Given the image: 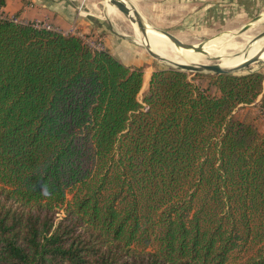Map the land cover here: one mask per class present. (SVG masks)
I'll return each instance as SVG.
<instances>
[{
  "label": "trees",
  "instance_id": "obj_1",
  "mask_svg": "<svg viewBox=\"0 0 264 264\" xmlns=\"http://www.w3.org/2000/svg\"><path fill=\"white\" fill-rule=\"evenodd\" d=\"M263 79L158 68L142 104L141 67L0 17V264H264V134L232 114Z\"/></svg>",
  "mask_w": 264,
  "mask_h": 264
},
{
  "label": "rangeland",
  "instance_id": "obj_2",
  "mask_svg": "<svg viewBox=\"0 0 264 264\" xmlns=\"http://www.w3.org/2000/svg\"><path fill=\"white\" fill-rule=\"evenodd\" d=\"M232 1L233 2L225 1L223 8L221 10H218V14L215 17L209 19L208 21L205 20V13L203 11L199 13L198 21L194 22V20L191 23H189V18L182 19L181 21L173 19L172 21H170L168 18L167 20H164L163 18V20L160 21V17H155V21H159L155 23H151L147 18H145V20L152 26L158 28L159 30L170 32V34L173 33L172 35L176 37V39L179 40L180 43L181 41H183L186 44L199 45L211 42L216 46L217 49H221L222 47L226 46L228 42L232 41L235 42L238 47H247L251 39H253L255 36L264 31V0H241V2H238L239 5L235 6L234 3L237 0ZM81 2L82 0H74V4L77 5V11L79 10L82 4L80 11H86L94 15L98 14L101 16V18H108V0H86L84 1L85 3ZM115 9L117 8L115 7ZM114 13L118 16V19L114 21L113 28L116 30L114 31V33L117 32L119 34L118 36L121 37L122 35L124 38V41L121 42V44L123 45V47L125 46V48H123L119 54L115 52V55L117 54L116 56L121 61H124L125 63L130 65H136L141 67L143 78L146 72H149V75L151 76L152 72H154L158 68L176 69L175 66L167 64L166 62L160 61L152 57L145 48V46L142 44V40L140 38V34L136 25L134 23H131L120 12ZM57 29L62 32V29ZM110 34L111 28L108 29V32L106 34L100 36H110ZM100 36H97V38L83 37V39L86 42H99L102 44L103 48L108 50L111 49V46H114L112 45L111 40L106 42V39H99ZM162 39L171 43V41L167 39V37L166 39ZM256 43L264 48V39ZM150 48L153 49L152 47ZM236 49L228 52H234ZM253 55L254 54H245L242 59H240V61L252 57ZM238 61L234 64L238 63ZM212 64L220 66V63L217 62V60L209 61L208 63L202 66H208ZM253 71H260L264 74V61L252 63L241 70L235 71L234 73L240 75ZM185 72L187 73L188 79L190 81H192L194 84L201 87L202 89L206 90L209 94L217 93L216 87L212 83V79L216 75L208 72H194L190 70H185ZM144 84L137 95L138 100L142 104H144L142 102L143 96L148 89L147 87H144ZM258 97L261 98V95H259ZM250 109H252V104H239L236 108H234L232 114L233 116L242 119L241 116H246L250 112ZM252 110L258 115L261 114L257 109ZM67 198H70V194L67 195ZM63 214V209H59L57 219L63 216Z\"/></svg>",
  "mask_w": 264,
  "mask_h": 264
},
{
  "label": "crops",
  "instance_id": "obj_3",
  "mask_svg": "<svg viewBox=\"0 0 264 264\" xmlns=\"http://www.w3.org/2000/svg\"><path fill=\"white\" fill-rule=\"evenodd\" d=\"M84 1L86 0H82L81 3H85ZM225 1L233 2L232 0H131L128 3L151 23L159 22L155 21V17H160V21L163 18L164 20L168 18L170 21L172 19L181 21L182 19L189 18V23H191L194 20V22L198 21L201 11L205 13L206 21L215 17L218 14V10L223 8ZM238 2H241V0H237L234 6L239 5ZM108 10V18H101L98 14L94 15L86 11H77V5L74 4V0H5V4L0 8V15H14L28 22L35 20L46 22L54 28L62 29L63 33L87 38H97V36L106 34L108 29L111 28L110 36H100L99 39H106V42L111 40L114 46H111L109 50L119 54L125 48L121 44L124 41L123 36L121 35L120 37L117 32L114 33L116 30L113 28L114 21L118 19L117 14L114 12L119 11L115 7L110 6ZM149 79L150 76L147 80V85L145 83L147 88ZM144 81L145 76L142 85ZM259 101L260 97L248 105L252 104V109H257L260 112ZM252 109H250V112L246 116H241V118L253 122L258 130L264 134V118L261 114L258 115L253 112Z\"/></svg>",
  "mask_w": 264,
  "mask_h": 264
},
{
  "label": "bare ground",
  "instance_id": "obj_4",
  "mask_svg": "<svg viewBox=\"0 0 264 264\" xmlns=\"http://www.w3.org/2000/svg\"><path fill=\"white\" fill-rule=\"evenodd\" d=\"M125 1L131 2V0H125ZM109 6L114 7V5H112L111 3H109ZM139 34L142 40V44L151 51L152 57L173 66L179 67L185 64L201 66L208 63L209 61L217 60V62L220 63V66L231 67V65L235 66L237 64H240L248 59L255 58L257 56L261 59H264V48L256 43L264 39V37L256 41H253L247 47L244 46L238 47L235 42L231 41L228 42L227 45L222 47L221 49H217L216 46L211 42L205 44H199V45L183 46L182 44H180V41L177 40L176 37H174L172 34L164 31L157 32L151 28H148L145 35L142 34L140 31ZM166 37L171 41V43L164 41L162 39V38L166 39ZM150 47H152L153 49H151ZM234 49H236L234 52H228ZM245 54H254V55L252 57L240 61V59H242V57ZM237 61L238 63L234 64ZM149 76H150L149 72H146L145 74L146 85Z\"/></svg>",
  "mask_w": 264,
  "mask_h": 264
},
{
  "label": "water",
  "instance_id": "obj_5",
  "mask_svg": "<svg viewBox=\"0 0 264 264\" xmlns=\"http://www.w3.org/2000/svg\"><path fill=\"white\" fill-rule=\"evenodd\" d=\"M109 3H111L112 5H114L117 10L123 14L131 23H135L138 30L145 35V33L147 32L148 28H151L157 32H161L164 30H159L158 28L152 26L151 24H149L145 18L139 13V11L134 8L132 5H130L128 2H126L125 0H108ZM167 32V31H164ZM264 37V31L260 34H258L257 36H255L253 39L250 40V42L248 43L251 44L253 41H256L260 38ZM183 46H187L190 44H186L183 41H181V43ZM146 48V47H145ZM147 51L150 53L151 55V51L146 48ZM258 61H264V59L259 58L258 56L255 58H251L248 59L240 64H237L235 66H231V67H223V66H217L216 64H212V65H208V66H200V65H191V64H185L182 66H175L176 69L185 71V70H190V71H194V72H208L214 75H220V74H235V71L241 70L245 67H247L248 65L258 62Z\"/></svg>",
  "mask_w": 264,
  "mask_h": 264
},
{
  "label": "built area",
  "instance_id": "obj_6",
  "mask_svg": "<svg viewBox=\"0 0 264 264\" xmlns=\"http://www.w3.org/2000/svg\"><path fill=\"white\" fill-rule=\"evenodd\" d=\"M81 7H82V4H81ZM81 7L79 8V12L81 10ZM0 17H5V18H8L14 22H17V23H29L28 21H25V20H21L19 18H17L16 16L14 15H10V16H2L0 15ZM34 26L36 27H44L46 29H49V30H54V31H58V32H61L59 31L57 28H54L53 26H51L50 24L46 23V22H42V21H38V20H35V21H32L31 22ZM63 33V32H61ZM63 34H66V33H63ZM83 38V36H80ZM85 41V40H84ZM86 42V41H85ZM88 44V46L91 48V49H94V50H100V49H104L102 44L99 43V42H86ZM260 113L262 115V117L264 118V109L260 107Z\"/></svg>",
  "mask_w": 264,
  "mask_h": 264
}]
</instances>
